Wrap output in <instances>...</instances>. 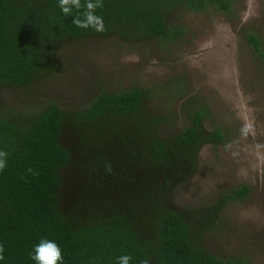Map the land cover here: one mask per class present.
I'll return each instance as SVG.
<instances>
[{"label":"trees","instance_id":"16d2710c","mask_svg":"<svg viewBox=\"0 0 264 264\" xmlns=\"http://www.w3.org/2000/svg\"><path fill=\"white\" fill-rule=\"evenodd\" d=\"M233 1L103 0L97 15L105 31L97 32L75 26L76 10L65 16L58 0H0V86L51 74L59 48L71 40L114 36L165 45L183 32L172 23L176 10L226 12ZM246 38L264 56L256 36ZM155 97L139 85L101 87L83 107L0 109V150L9 154L0 171V264H35L29 253L42 238L58 244L60 264H117L121 255L131 256L129 264H245L203 244L221 209L248 186L196 209L174 200L197 170L199 149L221 142L222 129L205 127L209 110L198 98L185 105L188 124L166 133L169 105L158 108Z\"/></svg>","mask_w":264,"mask_h":264},{"label":"rangeland","instance_id":"374dc122","mask_svg":"<svg viewBox=\"0 0 264 264\" xmlns=\"http://www.w3.org/2000/svg\"><path fill=\"white\" fill-rule=\"evenodd\" d=\"M172 23L183 32L165 45L114 36L67 42L51 74L1 85L0 109L34 114L49 103L83 107L101 87L139 85L156 91L158 108L169 105L161 129L171 133L188 124L187 100L199 98L209 110L205 127H220L224 138L199 149L197 170L175 189V203L196 209L248 186L242 199L221 209L203 245L233 262L264 264V56L246 38L255 35L264 54V0H234L226 12L178 9Z\"/></svg>","mask_w":264,"mask_h":264},{"label":"clouds","instance_id":"9594fccd","mask_svg":"<svg viewBox=\"0 0 264 264\" xmlns=\"http://www.w3.org/2000/svg\"><path fill=\"white\" fill-rule=\"evenodd\" d=\"M58 7L65 16L72 15L73 10H76L77 14L73 16L72 23L78 28H91L97 32L105 31L103 17L97 15V9L103 8V0H83V3L82 0H58ZM8 155V152L0 150V171L7 167ZM26 171L33 176L38 175V172L31 167ZM4 251L3 244H0V260L4 259ZM29 257L35 261V264H60L63 260L58 244L46 238L40 239L33 246ZM116 260L117 264H129L131 256L121 255ZM142 264H148V261L145 260Z\"/></svg>","mask_w":264,"mask_h":264}]
</instances>
